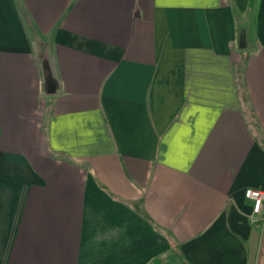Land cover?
Here are the masks:
<instances>
[{"label":"crops","instance_id":"1","mask_svg":"<svg viewBox=\"0 0 264 264\" xmlns=\"http://www.w3.org/2000/svg\"><path fill=\"white\" fill-rule=\"evenodd\" d=\"M249 188L264 0H0V264H264Z\"/></svg>","mask_w":264,"mask_h":264},{"label":"built area","instance_id":"2","mask_svg":"<svg viewBox=\"0 0 264 264\" xmlns=\"http://www.w3.org/2000/svg\"><path fill=\"white\" fill-rule=\"evenodd\" d=\"M245 196L252 202L251 220L255 223H264V189L249 188Z\"/></svg>","mask_w":264,"mask_h":264},{"label":"water","instance_id":"3","mask_svg":"<svg viewBox=\"0 0 264 264\" xmlns=\"http://www.w3.org/2000/svg\"><path fill=\"white\" fill-rule=\"evenodd\" d=\"M48 92H54L55 91V84L53 83L52 80H49L48 81V89H47Z\"/></svg>","mask_w":264,"mask_h":264}]
</instances>
